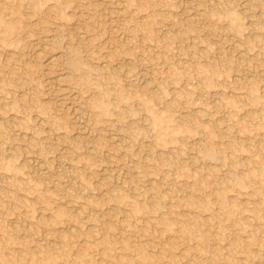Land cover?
Here are the masks:
<instances>
[{
  "label": "rangeland",
  "instance_id": "obj_1",
  "mask_svg": "<svg viewBox=\"0 0 264 264\" xmlns=\"http://www.w3.org/2000/svg\"><path fill=\"white\" fill-rule=\"evenodd\" d=\"M0 264H264V0H0Z\"/></svg>",
  "mask_w": 264,
  "mask_h": 264
},
{
  "label": "bare ground",
  "instance_id": "obj_2",
  "mask_svg": "<svg viewBox=\"0 0 264 264\" xmlns=\"http://www.w3.org/2000/svg\"><path fill=\"white\" fill-rule=\"evenodd\" d=\"M116 9V8H115ZM120 13V12H119ZM53 59V58H52ZM192 175V174H191ZM75 230V229H74ZM105 233V232H104ZM91 245V244H90ZM207 251V250H206Z\"/></svg>",
  "mask_w": 264,
  "mask_h": 264
}]
</instances>
